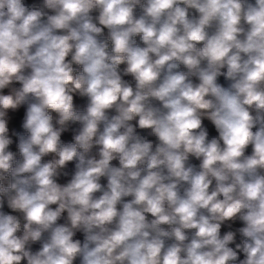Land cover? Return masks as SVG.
I'll use <instances>...</instances> for the list:
<instances>
[{
  "label": "clouds",
  "instance_id": "1",
  "mask_svg": "<svg viewBox=\"0 0 264 264\" xmlns=\"http://www.w3.org/2000/svg\"><path fill=\"white\" fill-rule=\"evenodd\" d=\"M0 264H264V0H0Z\"/></svg>",
  "mask_w": 264,
  "mask_h": 264
}]
</instances>
